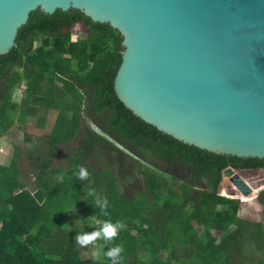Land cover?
I'll return each instance as SVG.
<instances>
[{"label": "trees", "instance_id": "1", "mask_svg": "<svg viewBox=\"0 0 264 264\" xmlns=\"http://www.w3.org/2000/svg\"><path fill=\"white\" fill-rule=\"evenodd\" d=\"M81 23L88 31L74 40L73 24ZM123 40L110 23L80 9L38 7L15 46L0 54V140L16 122L34 119L45 129L49 113L57 112L50 133L28 149L29 169L21 168L17 146L8 164L0 162V264H112L106 253L116 246L122 247L117 264H253L245 247L254 240L264 247L262 225L244 219L243 201L218 188L227 166L264 167V158L186 143L128 108L115 90ZM98 150L114 152L118 161ZM180 163L205 178L192 196L179 192L182 179L173 170ZM81 167L89 173L84 180ZM32 170L38 187L22 178ZM240 175L251 186L261 184L259 172ZM88 190L101 201L99 230L105 221L125 226L110 240L100 237L101 258L88 256L89 244L75 239L95 231L92 225H65L66 196ZM257 199L264 206V189Z\"/></svg>", "mask_w": 264, "mask_h": 264}, {"label": "water", "instance_id": "2", "mask_svg": "<svg viewBox=\"0 0 264 264\" xmlns=\"http://www.w3.org/2000/svg\"><path fill=\"white\" fill-rule=\"evenodd\" d=\"M38 7L77 8L121 32L115 90L147 122L215 153L264 158V0H0V54ZM246 171L264 185V168ZM238 172L223 177L253 194Z\"/></svg>", "mask_w": 264, "mask_h": 264}, {"label": "rangeland", "instance_id": "3", "mask_svg": "<svg viewBox=\"0 0 264 264\" xmlns=\"http://www.w3.org/2000/svg\"><path fill=\"white\" fill-rule=\"evenodd\" d=\"M88 31V26H84L83 23L77 24L75 29H73V39L76 40L80 36H84V34ZM25 84H22L20 88H17L15 91L16 100H20L23 94V89ZM56 111H51L48 115V123L45 129H41L42 127L37 126L35 124L34 119H31L27 125H22L19 122H16L11 130L7 133L6 138H1L0 140V162L9 163L13 155L16 151V146L19 150L20 156V165L24 172L29 169V151L28 149L35 147L38 148L39 137L41 135H46L50 133V130L54 124L56 118ZM5 153V157L3 156ZM38 154V152L36 151ZM100 155H105L107 159L113 158L115 161L116 155H113L114 152L110 150L102 151L98 150ZM109 157V158H108ZM107 160V161H108ZM59 165H64L65 162L57 163ZM28 175L25 173L22 175V178L26 181H30L31 186L38 187L40 182L36 179L35 170L30 171ZM173 173L180 176L182 181L180 182L179 192L188 197L192 196L194 192L201 188L205 183V178L197 170L187 164L180 163L174 170ZM136 177H140L139 174ZM135 177V178H136ZM224 188L225 190L231 189V191H226L224 195L239 198L244 200L241 205V216L244 219H248L251 221H255L258 223V218L262 217V211L258 210V206H260V202L255 200L256 195L260 193L262 189H264V185L257 184L258 186L255 189V195L250 194L249 196H244L232 183L229 176H225L223 178ZM65 200V225L70 226V224L74 223L75 225L82 224H90L94 228L95 231L99 230L96 225V212H97V196L92 191L88 190L84 197H75L68 195ZM264 220V218L262 219ZM257 221V222H256ZM264 222V221H263ZM197 224V223H196ZM264 225V224H263ZM208 229V226L205 227ZM106 252L105 244L103 239L98 237L95 241L89 243V248L87 251V255L91 257L101 258L102 253ZM245 252L252 256L253 264H259V260L264 259V247L259 248L257 242L254 240L252 243L248 242L245 247ZM264 261V260H263Z\"/></svg>", "mask_w": 264, "mask_h": 264}, {"label": "clouds", "instance_id": "4", "mask_svg": "<svg viewBox=\"0 0 264 264\" xmlns=\"http://www.w3.org/2000/svg\"><path fill=\"white\" fill-rule=\"evenodd\" d=\"M89 173L87 169L81 167L78 173V179L84 180L88 177ZM258 196V195H257ZM256 196V197H257ZM101 201L97 199L96 203H100ZM105 207L107 206V201H104ZM125 227L123 223L117 221L115 223L111 221H105L102 224L100 230L93 231L91 233H83L77 234L75 239L78 244L80 245H88L90 242L95 241L98 237H103L106 240H110L111 238L115 237L118 234V231ZM122 251L121 246H116L109 249L106 253L108 257L112 258V264H117V256Z\"/></svg>", "mask_w": 264, "mask_h": 264}, {"label": "flooded vegetation", "instance_id": "5", "mask_svg": "<svg viewBox=\"0 0 264 264\" xmlns=\"http://www.w3.org/2000/svg\"><path fill=\"white\" fill-rule=\"evenodd\" d=\"M84 24V23H83ZM77 24H73V27H72V29H75V26H76ZM86 24H84V26H85ZM87 26V25H86ZM240 163H243V162H240ZM228 167V166H227ZM232 167V166H231ZM233 168H235V167H233ZM261 168H264V167H237V168H235L236 170H237V172L239 173V174H241L242 172H252V173H254L253 171H246V169H249V170H252V169H257V170H259V169H261ZM258 173V172H257ZM223 178L224 177H222V180H223ZM221 180V181H222ZM221 183V182H220ZM219 189V188H218ZM196 192V191H195ZM194 192V193H195Z\"/></svg>", "mask_w": 264, "mask_h": 264}, {"label": "crops", "instance_id": "6", "mask_svg": "<svg viewBox=\"0 0 264 264\" xmlns=\"http://www.w3.org/2000/svg\"><path fill=\"white\" fill-rule=\"evenodd\" d=\"M3 156L5 157V153H3ZM1 163H4V162H1ZM4 164H7V163H4ZM255 200H257L258 201V199H257V197H255L254 198ZM242 201H244V200H242ZM260 206H258V210L261 212L262 211V217H260V218H258L257 219V221H259L258 223H261V225H262V229H263V231H264V220H262L263 218H264V206H263V204L260 202ZM256 221V222H257ZM256 228H258V227H256Z\"/></svg>", "mask_w": 264, "mask_h": 264}, {"label": "built area", "instance_id": "7", "mask_svg": "<svg viewBox=\"0 0 264 264\" xmlns=\"http://www.w3.org/2000/svg\"><path fill=\"white\" fill-rule=\"evenodd\" d=\"M252 195H255V192H253V194ZM257 196V195H256Z\"/></svg>", "mask_w": 264, "mask_h": 264}]
</instances>
